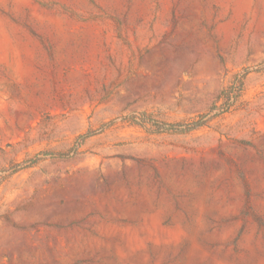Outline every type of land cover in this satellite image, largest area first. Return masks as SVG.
I'll return each mask as SVG.
<instances>
[{
    "label": "rangeland",
    "instance_id": "374dc122",
    "mask_svg": "<svg viewBox=\"0 0 264 264\" xmlns=\"http://www.w3.org/2000/svg\"><path fill=\"white\" fill-rule=\"evenodd\" d=\"M0 264H264V0H0Z\"/></svg>",
    "mask_w": 264,
    "mask_h": 264
},
{
    "label": "trees",
    "instance_id": "16d2710c",
    "mask_svg": "<svg viewBox=\"0 0 264 264\" xmlns=\"http://www.w3.org/2000/svg\"><path fill=\"white\" fill-rule=\"evenodd\" d=\"M199 126V122H194L192 124V129H195ZM164 127L168 130V131H178L176 128H179L180 125H167L165 124Z\"/></svg>",
    "mask_w": 264,
    "mask_h": 264
}]
</instances>
